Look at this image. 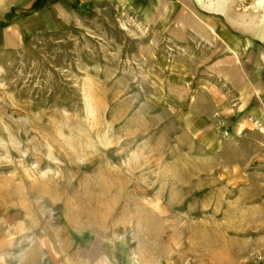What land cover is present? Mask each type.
Segmentation results:
<instances>
[{"label":"rangeland","instance_id":"obj_1","mask_svg":"<svg viewBox=\"0 0 264 264\" xmlns=\"http://www.w3.org/2000/svg\"><path fill=\"white\" fill-rule=\"evenodd\" d=\"M162 44L92 2L0 52V264H264V122L177 101Z\"/></svg>","mask_w":264,"mask_h":264},{"label":"crops","instance_id":"obj_2","mask_svg":"<svg viewBox=\"0 0 264 264\" xmlns=\"http://www.w3.org/2000/svg\"><path fill=\"white\" fill-rule=\"evenodd\" d=\"M224 1L0 0V52L21 49L34 33L66 30L92 2L109 4L160 35L162 52L176 51L168 57L164 79L177 101H214V107L219 101L212 121L238 101L239 110L253 116L246 126L253 130L255 121L264 122V34L231 21ZM244 126L239 123L238 133Z\"/></svg>","mask_w":264,"mask_h":264},{"label":"bare ground","instance_id":"obj_3","mask_svg":"<svg viewBox=\"0 0 264 264\" xmlns=\"http://www.w3.org/2000/svg\"><path fill=\"white\" fill-rule=\"evenodd\" d=\"M263 1V0H262Z\"/></svg>","mask_w":264,"mask_h":264}]
</instances>
